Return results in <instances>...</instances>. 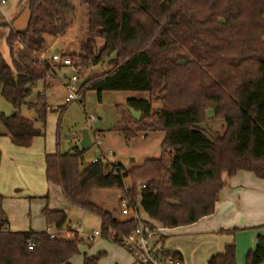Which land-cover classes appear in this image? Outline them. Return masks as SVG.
Wrapping results in <instances>:
<instances>
[{
	"label": "trees",
	"instance_id": "1",
	"mask_svg": "<svg viewBox=\"0 0 264 264\" xmlns=\"http://www.w3.org/2000/svg\"><path fill=\"white\" fill-rule=\"evenodd\" d=\"M27 1V28L11 30L6 38L12 62L0 52V96L14 109L11 115L0 111V139L8 136L21 147L45 135L52 111L48 98L30 99L55 67L42 62L41 54L48 36L61 35L76 10L73 0ZM78 1L87 6L88 32L79 52L62 55L73 61L67 68L84 67L87 73L97 64L111 65L99 75H79L81 97L88 91L100 98L110 91L159 92L163 103L155 108L150 99L129 98L117 106L121 119L111 128L128 139L163 132L159 158L126 169L118 162L86 161L79 146L45 155L47 182L59 186L74 206L100 217L101 237L123 245L121 237L140 222L155 224L116 218L92 201L94 190H119L128 207L140 206L152 221L172 229L214 214L224 174L248 171L264 180V0ZM23 108L36 118L22 115ZM131 109L141 112L139 119ZM210 118L224 122L223 133L208 128ZM1 159L0 151V164ZM144 179L139 192L136 182ZM3 202L0 194V264H71L80 253L84 240L77 231L72 238L50 235L67 227L64 211L42 210L46 231H12ZM165 240L161 235L163 254L183 261L181 253L164 248ZM102 255L84 254L83 264H99ZM263 262L264 235L259 234L246 264ZM207 264H237L236 244H227Z\"/></svg>",
	"mask_w": 264,
	"mask_h": 264
},
{
	"label": "rangeland",
	"instance_id": "2",
	"mask_svg": "<svg viewBox=\"0 0 264 264\" xmlns=\"http://www.w3.org/2000/svg\"><path fill=\"white\" fill-rule=\"evenodd\" d=\"M73 1L76 4V10L69 17L68 26L59 35L60 37L48 36L46 49L41 54V59L45 57L48 61L56 63L55 75L47 77L44 82H38L34 89V94L30 99L31 101H35L37 96L43 92V95L48 98L50 108H52V111L47 116L45 135L36 138L33 145L39 152L35 160V167L31 170L32 186L37 189L31 190L30 188L24 189V187H21L24 189V196L27 198L22 197L15 202V199L10 197L7 199L8 204L13 205L16 211L20 214L25 213L24 220L27 222V230L32 228L39 231L43 230V228L46 229L47 226V222L41 214L40 202L38 203L41 199L29 198V196L33 195H42L38 189L40 186L45 185L43 169H40L45 166V154L54 153L57 148L61 152H66L79 146L82 130L88 129L92 139V145L83 154L86 161H91V159L100 153L101 149L114 153L113 156H110V161L118 162L126 169H130L141 165L148 159L159 158L162 154L163 132L140 133L136 137L128 139L111 130L121 119L120 111L117 109L118 105L124 103L129 98L135 97L150 99L155 108H162L163 103L159 98V92L147 94L129 91H110L103 93L100 98L96 92L88 91L84 99L81 97L79 101L66 103L65 99L68 91L65 85L68 83L73 70L63 66L60 58H62V55L79 52L83 39L87 37L88 32L87 6L85 3H79L78 0ZM29 17L30 11L27 0H6L5 4L0 3V52L9 63L12 62V57L6 38L11 30L24 31L27 28ZM56 38L60 40H57V43L54 44ZM54 55L58 56L56 61L52 60ZM110 68L111 65L107 62L92 66L87 73L84 67H82L83 71L80 75L82 77L85 75L88 78L104 73ZM0 111L6 115H11L14 112L11 103L5 100L3 96H0ZM61 111L62 114L59 116ZM21 114L31 119L36 118L35 112L28 108H23ZM212 114V110H209L208 116L212 117ZM91 116H93V119ZM96 122H99L98 126L95 125ZM206 124L214 132L223 133L225 130L224 122L219 119L210 118ZM99 141H102L100 147L97 144ZM141 181L138 180L136 182L137 186ZM130 184L131 181L127 179L126 185L129 186ZM118 192L119 190L113 189H97L92 192L91 199L105 210H114L117 204L121 205L119 197L117 198ZM142 211L141 215H143ZM67 215V227L71 229L67 230V232L63 231L65 227L62 231H54L55 234L65 238H72L74 237L73 230H78L86 241V245L82 244L80 253L73 257L72 264H83L85 253L97 255L100 252L104 253L101 256V264H140L124 245L114 243L110 239L101 237V235H95V231H100L101 227V219L97 214L71 206L67 211ZM181 228L168 232L167 245H180L187 264H192V262L193 264H205V261L202 259L197 258L196 261H193V256L204 248L206 249L207 242L205 241L203 244V238L196 239L194 238L195 236L193 237L191 233L187 232L186 227ZM242 231L245 230L239 229L236 233ZM218 235L220 242L232 239L229 232H221ZM92 236H94L93 242L88 240ZM206 237L205 240L208 239L210 242L215 239L210 235H206ZM244 263L246 264V257Z\"/></svg>",
	"mask_w": 264,
	"mask_h": 264
},
{
	"label": "crops",
	"instance_id": "3",
	"mask_svg": "<svg viewBox=\"0 0 264 264\" xmlns=\"http://www.w3.org/2000/svg\"><path fill=\"white\" fill-rule=\"evenodd\" d=\"M57 40L60 39L56 38L54 44L57 43ZM34 142L35 141H33L32 145L29 147H21L15 145L8 136H3L0 139V151L2 153L0 164V194L4 196L3 207L8 217L9 228L12 231L33 230L32 228L29 230L26 229L28 226H26L27 222L24 220L25 213L20 214L16 211L13 205L8 204L7 199L10 197L15 199V202L22 197L27 198L24 196V189H37L32 186L33 181L31 180V170L35 167V160L39 153L37 149L33 147L35 144ZM45 167L46 166L40 168L43 169V179L45 180V185L40 186L38 189L41 191L42 195H33L29 196V198L42 200V203L41 200L38 201V203L40 202L41 214L46 206L52 210L64 211L67 214L68 209L74 205L66 199L59 186L47 182L45 177ZM223 179L226 184L221 192L220 199L216 204L214 214L204 217L188 226H180L172 229L164 228L159 223L152 221L140 206L136 210L134 208L125 207L122 204H117L115 209L110 210V212L116 218L121 220L139 218L150 223L152 222L160 227L161 235L166 236V240L163 244L164 248L174 249L181 253L184 264L187 263L183 252L181 251V246L167 245V239L169 237L168 232L171 230L182 229L181 227H186L187 232L191 233L193 237L195 236L194 238H203V244L205 241L207 242V248H204L201 251L199 249L200 252L194 254L193 261H196L198 258L200 260L202 259L205 261V264H207L208 259L212 255L223 252L227 244L235 243L237 248V264H245L246 253L255 248L258 235H264V180L256 177L252 172L248 171H239L233 177L224 174ZM21 187H24V189ZM121 195V191H119L117 198L119 197L120 203L122 199ZM141 210H143V215H141ZM48 228L49 226L47 224L46 229L43 228V230L37 232L46 231ZM234 228L245 231L231 234V240L226 239L224 241L222 240V242L219 241L218 233H221L223 230ZM70 229V227H66L63 231L67 232V230L69 231ZM73 231L78 232L80 238L84 240L83 244L86 245V241L81 236L80 232L78 230ZM206 235L215 238L214 241L210 242L208 239L205 240L208 237H206ZM88 240L93 242L94 238H88ZM89 246L91 247V245ZM101 260L102 257L99 259V264H101ZM262 264H264V262Z\"/></svg>",
	"mask_w": 264,
	"mask_h": 264
},
{
	"label": "built area",
	"instance_id": "4",
	"mask_svg": "<svg viewBox=\"0 0 264 264\" xmlns=\"http://www.w3.org/2000/svg\"><path fill=\"white\" fill-rule=\"evenodd\" d=\"M6 0H1V4H5ZM58 59L57 55H54L52 60L56 61ZM61 64L65 67H72L73 61L70 57L60 58ZM45 57L41 59V61H46ZM52 65L55 67L56 63ZM77 65H80V60H77ZM82 67L74 68L71 77L68 80V83L65 85L68 93L66 97V103H71L73 101H79L81 99V87L79 82V75L82 72ZM55 75V71H54ZM52 76V75H48ZM43 95L44 93H40ZM93 119V116H91ZM102 141L97 142L100 147ZM114 153L112 151L106 152L100 149V153L91 159L92 163L104 161V162H115L110 161V156H113ZM146 187V180H142L137 189L141 192ZM121 204L125 207L127 206L126 199H121ZM100 231L96 230L95 235H99ZM51 237L55 236V232L50 230ZM161 237V229L160 227L154 225H149L144 222H140V224L136 227V229L130 233L129 235H125L121 237V241L123 245L129 250L131 255H133L136 261L140 264H184V262L180 259L173 258L172 256H165L163 254V250L161 248V244L159 239ZM94 236L89 237V239H93ZM29 249H33L34 244H28Z\"/></svg>",
	"mask_w": 264,
	"mask_h": 264
},
{
	"label": "water",
	"instance_id": "5",
	"mask_svg": "<svg viewBox=\"0 0 264 264\" xmlns=\"http://www.w3.org/2000/svg\"><path fill=\"white\" fill-rule=\"evenodd\" d=\"M131 113H132V115H133V117L135 119H139L140 116H141V112L140 111H135V110L131 109ZM95 125L98 126L99 122H96ZM91 145H92V139H91V136H90V133H89L88 129L82 130V137H81L80 142H79L80 149L82 151H85Z\"/></svg>",
	"mask_w": 264,
	"mask_h": 264
}]
</instances>
